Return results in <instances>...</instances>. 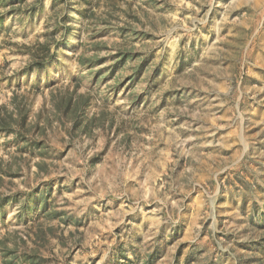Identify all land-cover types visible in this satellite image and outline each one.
I'll return each mask as SVG.
<instances>
[{
  "label": "rangeland",
  "instance_id": "rangeland-1",
  "mask_svg": "<svg viewBox=\"0 0 264 264\" xmlns=\"http://www.w3.org/2000/svg\"><path fill=\"white\" fill-rule=\"evenodd\" d=\"M0 264H264V0H0Z\"/></svg>",
  "mask_w": 264,
  "mask_h": 264
},
{
  "label": "trees",
  "instance_id": "trees-1",
  "mask_svg": "<svg viewBox=\"0 0 264 264\" xmlns=\"http://www.w3.org/2000/svg\"><path fill=\"white\" fill-rule=\"evenodd\" d=\"M45 46V44H43ZM45 48V47H44Z\"/></svg>",
  "mask_w": 264,
  "mask_h": 264
}]
</instances>
